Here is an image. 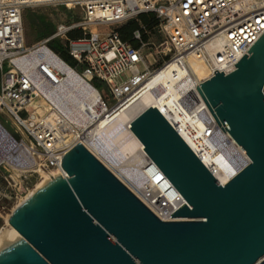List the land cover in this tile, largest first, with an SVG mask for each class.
Wrapping results in <instances>:
<instances>
[{
    "label": "built area",
    "instance_id": "obj_1",
    "mask_svg": "<svg viewBox=\"0 0 264 264\" xmlns=\"http://www.w3.org/2000/svg\"><path fill=\"white\" fill-rule=\"evenodd\" d=\"M50 6L79 9L82 20L59 24L50 37L27 47L24 11ZM147 13L159 19L162 40L143 42L137 31L134 36L140 47L134 49L116 29ZM76 30L83 36L69 39ZM263 34L264 0H0V117H7L21 134L19 140L9 134L16 144L13 151L0 147L6 188L0 195V218L7 209L4 205L22 200L21 192L29 191L34 180L61 171L64 156L77 144L95 155L89 139L97 124L110 125L115 108L135 94L153 92L156 86L163 100H174L165 107L163 117L198 159L218 169L232 164L230 150L242 148L218 125L197 87L215 71L225 75L235 71ZM54 40L67 47L76 62L73 70L98 94L96 102L86 104L78 117L60 112L46 94L66 79L58 64L62 59L49 47ZM194 62L208 72L201 80L196 79ZM139 64L145 67L143 72ZM125 73L129 75L122 80ZM185 75L195 79L196 96L192 90L173 97L171 86ZM95 81L105 88L96 89ZM99 90L107 92L114 104L109 105ZM0 128L4 127L0 124ZM243 153L239 172L250 163ZM148 160L151 164L142 172L139 195L133 193L162 222L178 221L171 215L184 205L181 195ZM170 193L176 201L169 198Z\"/></svg>",
    "mask_w": 264,
    "mask_h": 264
},
{
    "label": "water",
    "instance_id": "obj_2",
    "mask_svg": "<svg viewBox=\"0 0 264 264\" xmlns=\"http://www.w3.org/2000/svg\"><path fill=\"white\" fill-rule=\"evenodd\" d=\"M232 73L197 90L250 163L225 186L156 108L131 123L184 205L159 220L95 155L77 144L54 178L11 214L20 235L0 264H264V34Z\"/></svg>",
    "mask_w": 264,
    "mask_h": 264
},
{
    "label": "bare ground",
    "instance_id": "obj_3",
    "mask_svg": "<svg viewBox=\"0 0 264 264\" xmlns=\"http://www.w3.org/2000/svg\"><path fill=\"white\" fill-rule=\"evenodd\" d=\"M60 69L63 71L66 79L60 87L51 92H46L48 97L53 101L58 110L67 116L81 115V111L85 108L86 104H93L98 99L97 92L90 87L72 68H70L65 62L60 60L58 62ZM193 68L197 74L196 79H203L207 76L206 68L199 62L193 63ZM196 81L189 76H183L180 81L171 86L173 97H182L188 91H192V96L195 97ZM175 94V95H174ZM160 88L156 86L153 92L145 94H135L131 99L115 108L112 113V123L105 126V124H97L96 129L93 131L89 142L93 148L91 150L101 160V162L109 168L132 192L139 195L141 184L143 182L142 172L149 162L143 144L137 139V137L131 131V123L147 108H156L165 117V107L174 103V100L167 102L161 97ZM52 117H57L56 113L52 114ZM6 132L8 139L0 141V147H4L9 153L16 148L15 141L9 135V132L5 128H0ZM115 146H117L116 149ZM243 149L232 148L230 155L233 160L232 164L220 165V168H214L206 161L202 162L205 167L216 175L221 185L225 186L235 175L238 174L243 163ZM126 159V161H124ZM63 170L56 171L53 175L44 176L43 180L35 187V189L29 194L28 198L33 196L38 190L43 188L54 178L64 177ZM27 198V199H28ZM171 200L177 199L173 193L169 194ZM26 199V200H27ZM179 203H182L179 201ZM10 217L6 218V222L9 225ZM10 226V225H9ZM11 233L4 235L0 233V246H3L7 242L20 235L11 226Z\"/></svg>",
    "mask_w": 264,
    "mask_h": 264
},
{
    "label": "rangeland",
    "instance_id": "obj_4",
    "mask_svg": "<svg viewBox=\"0 0 264 264\" xmlns=\"http://www.w3.org/2000/svg\"><path fill=\"white\" fill-rule=\"evenodd\" d=\"M82 20V16L79 9H73L68 10L64 7H39L34 9H26L23 13V26H24V32H25V41L26 46L30 47L34 44H37L41 42L47 35L53 34L56 30V27L59 24H71L74 22H78ZM103 31H109V28L103 27ZM162 40V37H161ZM161 40H156L155 43L159 44ZM151 52L150 49H147L145 51L146 54H149ZM138 69L140 72H143L145 70V67L142 64L138 65ZM128 73H125L121 76L122 80H125L128 76ZM0 79H1V73H0ZM102 96L106 99L107 103L109 105H113L114 102L112 101L111 97L108 96L107 92L104 90H99ZM0 124L9 132V134L15 138L16 140H19L21 138V134L17 133V128L12 125L11 121L5 117H0ZM0 135L4 138V140L8 139V136L6 132L2 131L0 129ZM117 146H115L114 149H116ZM126 161V159L124 160ZM5 174V171H0V195L6 191V188L4 187V184L2 182L1 176ZM34 180L33 186L30 188L27 192H21L22 194V200L17 201L12 206H8L10 203L8 202L6 205H4L7 209L5 210V213L3 215V218H0V233L8 235V233H11V228L6 222V218L10 217L13 213L14 209H16L20 204H22L29 196V194L35 189V187L43 180ZM8 193V192H7ZM11 236V235H8Z\"/></svg>",
    "mask_w": 264,
    "mask_h": 264
},
{
    "label": "trees",
    "instance_id": "obj_5",
    "mask_svg": "<svg viewBox=\"0 0 264 264\" xmlns=\"http://www.w3.org/2000/svg\"><path fill=\"white\" fill-rule=\"evenodd\" d=\"M160 21L154 13L141 14L135 19L129 20L128 22L119 26L116 31L121 37V39L130 44L134 49L140 47V42L136 40L134 34L135 32H140L142 41H156L161 40L159 35ZM52 34L47 35L45 38L50 37ZM83 36L81 30L72 31L69 33V39H78ZM50 49L57 54L70 68L75 69L76 62L70 56L66 46L61 44L59 41H51L49 43ZM94 87L96 89L105 88L102 83L94 82Z\"/></svg>",
    "mask_w": 264,
    "mask_h": 264
},
{
    "label": "crops",
    "instance_id": "obj_6",
    "mask_svg": "<svg viewBox=\"0 0 264 264\" xmlns=\"http://www.w3.org/2000/svg\"><path fill=\"white\" fill-rule=\"evenodd\" d=\"M0 141H5L4 138L0 135Z\"/></svg>",
    "mask_w": 264,
    "mask_h": 264
}]
</instances>
